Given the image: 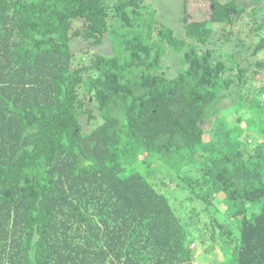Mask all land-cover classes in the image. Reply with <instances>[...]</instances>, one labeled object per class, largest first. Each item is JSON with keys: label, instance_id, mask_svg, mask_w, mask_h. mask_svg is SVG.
<instances>
[{"label": "trees", "instance_id": "16d2710c", "mask_svg": "<svg viewBox=\"0 0 264 264\" xmlns=\"http://www.w3.org/2000/svg\"><path fill=\"white\" fill-rule=\"evenodd\" d=\"M181 1L0 0V264H264V5Z\"/></svg>", "mask_w": 264, "mask_h": 264}, {"label": "rangeland", "instance_id": "374dc122", "mask_svg": "<svg viewBox=\"0 0 264 264\" xmlns=\"http://www.w3.org/2000/svg\"><path fill=\"white\" fill-rule=\"evenodd\" d=\"M148 3H150L151 7H153L156 10V17L159 19V21L165 25H168L173 28L175 32L180 31V26H182L181 20H182V1L181 0H145ZM187 4V14L189 18L197 19V18H204L207 17L210 7V1L209 0H184ZM222 1V0H220ZM254 5H264V0H256ZM246 12H244L241 17L232 25V30L235 34H238L241 38H244L245 41H250L251 38L253 40L252 34H251V28L254 26L253 19L247 14L249 12V9L251 7V4H245ZM253 6V5H252ZM70 26L72 29L81 28L83 26V20L80 18L73 19L70 21ZM217 27V26H216ZM71 29V30H72ZM72 49L77 53V55H81L82 57L86 54H92L95 51V47L86 48L84 50H81L80 46H72ZM228 47L225 48L227 50ZM261 55L264 56V53ZM239 105L237 103L230 105L228 107L223 106L221 108V113L227 118L233 120L234 117L232 114H234L235 110ZM233 130H231L228 134L233 137L234 134ZM204 140H208V135L203 134ZM151 180L154 182H159V187L162 189L164 187L174 188L175 185L166 182L164 179H162V174L160 173H151L150 175ZM161 179L163 181H161ZM165 185V186H163ZM163 186V187H162ZM190 206H194L195 210L199 211L201 209L202 202L194 201L192 203H187ZM178 209H180L179 204L175 205ZM184 212L187 214V209H184L182 207ZM180 212V211H179ZM199 216L204 217V213L201 211L199 212ZM206 241L204 243H200V245L194 249V257L198 259L201 262H204L205 264H236L235 260L233 258V255L229 251V253H223L216 247L212 246L210 248L207 247V244L205 245Z\"/></svg>", "mask_w": 264, "mask_h": 264}, {"label": "built area", "instance_id": "2783aa9c", "mask_svg": "<svg viewBox=\"0 0 264 264\" xmlns=\"http://www.w3.org/2000/svg\"><path fill=\"white\" fill-rule=\"evenodd\" d=\"M195 245L193 242H191V246ZM194 264H198L196 261H194Z\"/></svg>", "mask_w": 264, "mask_h": 264}]
</instances>
